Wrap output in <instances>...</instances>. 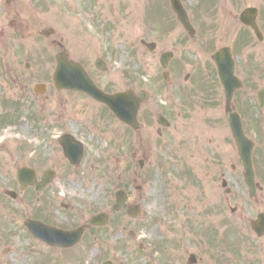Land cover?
<instances>
[{
    "label": "flooded vegetation",
    "instance_id": "af4514ba",
    "mask_svg": "<svg viewBox=\"0 0 264 264\" xmlns=\"http://www.w3.org/2000/svg\"><path fill=\"white\" fill-rule=\"evenodd\" d=\"M174 1L187 23L175 12L172 0H128L130 19L140 17V23L129 27L134 34L139 27L141 44L153 42L154 52L161 56L171 51L173 58L160 75L167 84L162 86L164 98L155 101L156 90L139 89L138 97L143 89L148 94L140 105L138 127L123 125L131 137L134 159L147 152L154 127L157 137L164 138L175 126L181 155L194 158L192 165L185 162L179 171L184 176L181 186H190L187 189L193 195L178 193L181 201H177L176 194L165 191L158 217L144 219L148 217L144 212L130 218L134 226L128 230L130 241L140 251L164 249L165 264H264V0ZM220 49L224 50L225 68L232 74L225 85L214 60ZM232 115L239 116L248 141L245 151L251 149V180L232 133ZM70 135L83 144L86 154L85 141L70 131L58 136L63 154L60 138ZM138 163L147 168L145 158H139ZM54 185L55 180L43 191L29 186L24 194L31 198L16 197L12 208L16 228L8 233L1 224L0 264H51V259L57 264H81L71 260L76 259V253L106 252L108 242L101 241L99 235L113 232L118 225L115 198L66 201L53 195ZM130 199L126 208L138 205L143 209ZM103 211L110 215L109 224L91 225L90 219ZM168 217L176 229L169 225ZM182 219L185 229L177 230ZM28 220L63 230L84 227V231L72 248L51 246L34 236ZM155 221L160 223L159 238L156 242L144 240L142 227ZM2 243L9 250L3 252L5 256L15 253L14 262L2 257Z\"/></svg>",
    "mask_w": 264,
    "mask_h": 264
},
{
    "label": "rangeland",
    "instance_id": "374dc122",
    "mask_svg": "<svg viewBox=\"0 0 264 264\" xmlns=\"http://www.w3.org/2000/svg\"><path fill=\"white\" fill-rule=\"evenodd\" d=\"M127 4L128 0H0V223L8 233L16 228L17 220L12 210L15 201L6 191L16 190L19 197L31 198L18 190L17 170L24 165L38 168L40 175L48 167L55 168L59 179L52 193L66 201H106L116 190L126 189L130 202L140 203L148 216L144 219L149 220L162 213L165 191L176 194L177 201H181L178 193L193 195L187 189L190 186H181L184 176L179 171L185 162L192 165L194 158L181 155L175 126L164 138L157 137L154 127L147 152L134 159L131 137L112 112L84 94L59 91L54 85L55 57L65 50L71 59L85 62L96 83L108 91L144 88L158 92L155 101L164 98L162 86L167 84L160 76L159 51L150 52L140 42L139 27L135 34L129 27L140 23V17L131 20ZM48 28L55 34L41 36L40 31ZM98 57L106 61L108 72L96 69ZM38 83L47 85L45 96L34 93ZM65 131L77 133L85 141L86 154L79 168L69 164L58 144V136ZM7 136L12 138L2 141ZM139 158H145L147 168H140ZM137 185L144 188L135 189ZM117 219L113 232L99 235L108 242L106 252L87 250L71 260L81 264L106 259L115 264H165L164 249L133 247L128 230L134 226L125 209L117 213ZM166 220L170 226L174 223L170 217ZM177 224V230L185 229V219ZM159 225L145 223L143 239L156 242ZM5 245L2 243V257L14 262L15 253L3 255ZM51 264L57 263L51 259Z\"/></svg>",
    "mask_w": 264,
    "mask_h": 264
},
{
    "label": "water",
    "instance_id": "95a60500",
    "mask_svg": "<svg viewBox=\"0 0 264 264\" xmlns=\"http://www.w3.org/2000/svg\"><path fill=\"white\" fill-rule=\"evenodd\" d=\"M180 13V10H178ZM181 15V13H180ZM52 29L43 31V34L50 35L52 33ZM57 69L55 71L54 80L58 88H70L79 91H83L95 99L104 102L110 106L113 112L124 122L129 123L131 125L137 124V112L139 107V102L137 99H133V95L130 91L125 93H119L115 95H107L101 90L97 88L92 79L88 76L84 68L76 62L69 61L66 53L62 52L57 55ZM164 62V57L162 59ZM166 62V61H165ZM99 66V65H98ZM220 74L222 81L226 82V75L224 71L223 65L219 64ZM229 80V79H228ZM36 90L43 92L44 85H37ZM234 134L238 144L241 143V130L237 128L236 125H233ZM241 145V149L245 150V147ZM242 150V154L243 151ZM245 163L248 167V176H250V180L253 177V172L251 169V159L249 156V152L245 153ZM35 171L30 169H23L19 172V179L21 183H35ZM118 197V205L116 208H120L122 204L127 199V194L125 191H119L117 193ZM132 210V211H131ZM129 212L134 213V208H132ZM107 216H99L96 219L98 223H107ZM51 243H56L58 240H64L67 246L73 245L78 239V232H70L59 234L57 232L48 233L45 237ZM104 264H111L110 262H106Z\"/></svg>",
    "mask_w": 264,
    "mask_h": 264
},
{
    "label": "bare ground",
    "instance_id": "6f19581e",
    "mask_svg": "<svg viewBox=\"0 0 264 264\" xmlns=\"http://www.w3.org/2000/svg\"><path fill=\"white\" fill-rule=\"evenodd\" d=\"M8 138H12V136L3 137L2 141L6 140Z\"/></svg>",
    "mask_w": 264,
    "mask_h": 264
}]
</instances>
